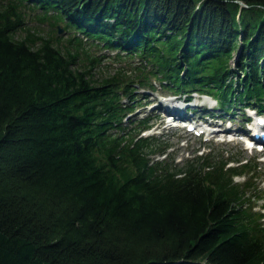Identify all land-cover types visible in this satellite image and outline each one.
<instances>
[{
    "label": "trees",
    "instance_id": "trees-1",
    "mask_svg": "<svg viewBox=\"0 0 264 264\" xmlns=\"http://www.w3.org/2000/svg\"><path fill=\"white\" fill-rule=\"evenodd\" d=\"M154 82L262 112L264 0H0V264H264L257 164L142 136Z\"/></svg>",
    "mask_w": 264,
    "mask_h": 264
},
{
    "label": "rangeland",
    "instance_id": "rangeland-1",
    "mask_svg": "<svg viewBox=\"0 0 264 264\" xmlns=\"http://www.w3.org/2000/svg\"><path fill=\"white\" fill-rule=\"evenodd\" d=\"M27 23L42 32H46L49 29L47 24H38L35 21H27ZM100 52L113 56V52L105 50H101ZM103 62L111 67H116L118 64L124 63L123 61L117 63L113 58H105ZM135 86V83H133V87ZM170 93L171 92L167 90L160 89L156 82H154V90L136 88L133 91V95L135 96L134 101L137 104L129 117L131 119H137L143 116L148 117L151 122V127L149 130L145 131V133H147V135L153 134L156 139L162 140L163 143L170 145L169 151L174 153L175 162L181 163L185 158L192 156L195 152H204L207 148H212L214 153L223 151V155L227 154L253 160L257 164L255 174L258 178L254 179L255 182L258 183L257 190L264 191V152L258 153L256 150L245 149L240 138L232 134L226 135L223 132L215 133L212 136L210 134H200L196 136L192 132H187L182 128L168 126L165 118L166 114L163 113L164 109L176 107V111L180 110L178 111L179 113L193 118L194 122H196V120L201 122L202 119H200V117H206L207 121H213L210 122V125L218 129L229 128V131L233 134H239L241 132L238 128H245L243 124L245 119L249 118L248 126L255 124L254 117L258 115L252 113L254 111L251 109V106L246 108L243 105L239 106L235 104L233 106L231 105L228 111H221L214 104V101L207 96L194 93L189 96V101H183V98L186 97L184 94H176V96L173 97ZM159 102L162 103V106H160L161 108L156 107ZM260 113V117L264 118V108ZM164 114L165 117L163 116ZM167 115H169V113ZM215 120L221 122L218 123L219 126H217V124L214 125ZM262 129H264V127H262ZM253 132L257 134L258 130H253ZM234 180L239 182L242 179L235 177ZM263 205L264 195L262 199H257L255 201L253 209L262 212V221L264 222Z\"/></svg>",
    "mask_w": 264,
    "mask_h": 264
},
{
    "label": "bare ground",
    "instance_id": "bare-ground-1",
    "mask_svg": "<svg viewBox=\"0 0 264 264\" xmlns=\"http://www.w3.org/2000/svg\"><path fill=\"white\" fill-rule=\"evenodd\" d=\"M169 105V104H168ZM160 106H162V103L161 102H159L157 105H156V107H160ZM180 106V105H179ZM155 107V108H156ZM161 108V107H160ZM178 111H180V110H178ZM172 114H173V117L174 116H176V115H180V114H178V112L176 111V107H172ZM252 116V115H251ZM218 125V124H217ZM250 127V129H252V130H261L262 129V127H264V124H254V125H252V126H249ZM208 128H210V127H208ZM229 129V128H228ZM208 133V132H207ZM208 134H211V133H208ZM235 134H237V133H235Z\"/></svg>",
    "mask_w": 264,
    "mask_h": 264
},
{
    "label": "water",
    "instance_id": "water-1",
    "mask_svg": "<svg viewBox=\"0 0 264 264\" xmlns=\"http://www.w3.org/2000/svg\"><path fill=\"white\" fill-rule=\"evenodd\" d=\"M239 4L243 6V4L241 2H239ZM61 31H62L61 28L58 27L57 32L60 33Z\"/></svg>",
    "mask_w": 264,
    "mask_h": 264
}]
</instances>
